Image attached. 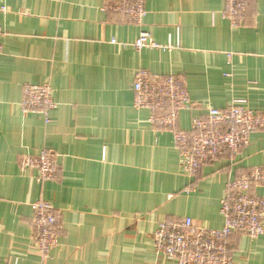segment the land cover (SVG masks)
Masks as SVG:
<instances>
[{
	"label": "crops",
	"instance_id": "crops-1",
	"mask_svg": "<svg viewBox=\"0 0 264 264\" xmlns=\"http://www.w3.org/2000/svg\"><path fill=\"white\" fill-rule=\"evenodd\" d=\"M118 1L0 0V264H174L156 255L159 223L187 217L221 229L227 183L264 167L259 131L234 165L221 159L194 180L180 169L173 135L133 104L143 69L185 79L201 108L181 113L182 130L234 101L264 110V0L238 28L223 16L225 0H146L141 27L105 10ZM143 31L174 49L137 51ZM46 83L58 105L48 124L21 108L24 87ZM44 150L57 156L58 181L40 183L20 166ZM39 201L63 217L47 262L33 243ZM230 244L234 264H264V236L235 234Z\"/></svg>",
	"mask_w": 264,
	"mask_h": 264
},
{
	"label": "built area",
	"instance_id": "built-area-1",
	"mask_svg": "<svg viewBox=\"0 0 264 264\" xmlns=\"http://www.w3.org/2000/svg\"><path fill=\"white\" fill-rule=\"evenodd\" d=\"M253 1L225 0L223 16L232 28L242 25ZM105 10L121 14L129 24L140 27L147 17L146 0H119ZM0 11L5 12V7ZM134 47L137 51L174 49L171 41L161 45L146 31L141 32ZM133 93L134 107L150 113V125L173 135L180 169L194 180L199 178L204 166L221 159L226 158L234 165L249 146L251 136L259 131L264 133V110H254L237 101L222 109L208 108L205 115L193 117L189 131L182 130L181 113L193 112L201 105L191 99L187 83L180 75L158 76L139 70L134 76ZM53 94L51 84L26 85L21 102L23 113L40 115L46 124L50 123V114L58 108ZM20 166L35 170L40 183L60 178L57 156L49 150L38 156H25ZM260 188L264 189V167H255L230 179L221 201L220 213L224 219L221 229L208 228L187 217L161 221L154 236L157 257L174 264H234L230 244L233 235L243 234L253 241L264 236V196L256 193ZM33 209V243L42 261L47 262L59 246L62 213L45 201L37 202Z\"/></svg>",
	"mask_w": 264,
	"mask_h": 264
}]
</instances>
